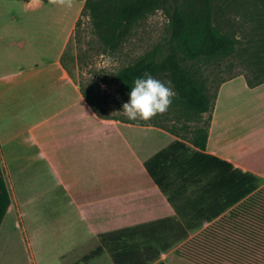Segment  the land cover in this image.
<instances>
[{
    "label": "crops",
    "instance_id": "1",
    "mask_svg": "<svg viewBox=\"0 0 264 264\" xmlns=\"http://www.w3.org/2000/svg\"><path fill=\"white\" fill-rule=\"evenodd\" d=\"M85 1L0 0V177L10 200L0 225V264H113L108 253L81 260L100 246L103 234L165 219L199 227L150 264H193L177 250L214 222L200 219L225 201L216 208L214 197L197 205L193 173L186 172L185 183L176 164L164 184L174 186L171 201L146 163L178 144L201 152L191 138L209 114L200 120L167 116V127L152 119L99 117L61 64ZM71 3L79 5L75 23L57 22L68 29L54 60L41 65V22L24 21L22 11L67 10ZM202 153L230 173L256 178V191L264 188V82L249 87L239 76L221 83ZM204 208L210 213L199 215Z\"/></svg>",
    "mask_w": 264,
    "mask_h": 264
},
{
    "label": "trees",
    "instance_id": "2",
    "mask_svg": "<svg viewBox=\"0 0 264 264\" xmlns=\"http://www.w3.org/2000/svg\"><path fill=\"white\" fill-rule=\"evenodd\" d=\"M224 5H228L226 0H86L74 32L86 18L104 50L114 53L122 47L137 23L158 11L165 14L169 20V37L135 64L120 71L113 81L129 94L132 82L150 73L165 83L171 82L175 95L171 106L176 108V119L200 120L209 114L207 122L196 128L191 138V144L201 152L189 153V149L178 144L146 163L149 174L163 192L169 194L171 201L174 194L170 189L174 186H171V182L164 184L168 182L170 172H174L175 164L186 180L190 176L186 172L191 170L190 173H193L194 185L199 188L197 205L213 197L216 200L213 208L225 201L220 211L209 218L200 219L214 222L181 246L177 255L193 264H264V188L256 191V178L234 170L230 173L220 166L223 163L217 158L202 153L206 150L216 97L211 101L206 93L207 82L201 70L202 64L231 57L240 44L234 35L224 32L221 23L216 21ZM76 36L75 32L61 57V64L67 69L69 63L75 61L71 52L72 40ZM263 82L261 79L249 87ZM81 90L98 116L110 119L104 118L90 95L82 87ZM183 189L185 191L187 185ZM9 206L10 200L0 177V225ZM230 208L228 214L217 219ZM210 211L204 208L199 215ZM197 227L188 223L184 225L175 219H165L103 234L100 236V246L81 262L88 263L108 253L113 264H150L162 252L186 240L188 231Z\"/></svg>",
    "mask_w": 264,
    "mask_h": 264
},
{
    "label": "rangeland",
    "instance_id": "3",
    "mask_svg": "<svg viewBox=\"0 0 264 264\" xmlns=\"http://www.w3.org/2000/svg\"><path fill=\"white\" fill-rule=\"evenodd\" d=\"M226 1L228 5L223 6L216 21L221 23L224 32L234 35L240 44L231 57L202 64L201 70L207 82L206 93L211 101L224 81L243 76L248 85H254L259 80H264V0ZM78 9L79 5L75 4L67 10L56 5L43 8L25 6L22 11L24 21L41 22L38 37L41 65L54 60L61 46L59 39L64 36L62 30L68 29L67 26L60 27L57 22L66 20L75 23ZM75 32L77 36L72 40L71 52L75 61L70 62L68 68L73 82L90 95L96 103V109L104 118L126 120L122 110L129 95L113 78L169 37V20L162 11H158L140 21L133 27L122 47L114 53L104 50L101 40L93 33L86 18ZM26 35H31V28L25 27ZM36 41L37 39L34 43ZM174 97L175 95L172 100ZM171 105L165 113L151 118L152 121L172 126L166 123L167 116L170 120L175 119L177 113L176 108ZM207 119L208 116H205L200 126H204Z\"/></svg>",
    "mask_w": 264,
    "mask_h": 264
},
{
    "label": "clouds",
    "instance_id": "4",
    "mask_svg": "<svg viewBox=\"0 0 264 264\" xmlns=\"http://www.w3.org/2000/svg\"><path fill=\"white\" fill-rule=\"evenodd\" d=\"M128 95L129 99L123 104L122 110L126 118L131 121H147L168 110L174 92L170 81L165 83L145 73L132 82Z\"/></svg>",
    "mask_w": 264,
    "mask_h": 264
}]
</instances>
